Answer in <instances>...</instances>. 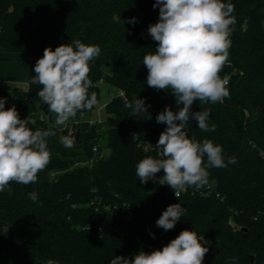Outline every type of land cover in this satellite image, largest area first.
<instances>
[{
  "label": "trees",
  "instance_id": "16d2710c",
  "mask_svg": "<svg viewBox=\"0 0 264 264\" xmlns=\"http://www.w3.org/2000/svg\"><path fill=\"white\" fill-rule=\"evenodd\" d=\"M225 2L234 5L236 18L230 63L220 73L229 78L230 97L192 105L193 112L210 110L208 124L215 131L203 132L191 117L185 131L189 138L222 146L225 159L235 157L236 163L208 169V184L201 189L211 184V194L190 189L177 198L171 187L158 183L163 170L147 183L136 176L141 159L159 158L143 144H157L166 129L157 123V114L166 106L177 110L171 92L147 85L143 57L157 47L148 33L159 20L155 0H0V50L42 57L46 47L55 50L75 40L98 45L101 52L90 67L94 86L89 92L99 99L104 82L121 92L105 105L102 124H74L80 143L75 140L72 148L61 142L63 128L54 129L56 135L48 138L51 161L36 183L12 182L0 192L4 220L31 223L37 234L35 241L23 231L13 241L4 236L0 264H110L115 256L132 258L140 251L162 249L185 229L204 236L209 251L203 264H264V0ZM132 18L134 23L129 22ZM34 75L32 65L25 98L14 101L7 91L0 98L6 109L16 107L21 119H35L36 125H29L33 130L47 129L54 120L37 96L40 86L30 84ZM134 97L150 105L151 119L124 107ZM104 138L102 158L75 166L81 155L93 157V148ZM51 171L57 172L53 178L48 176ZM32 191L38 193L35 202L28 197ZM175 203L186 211L166 232L156 221Z\"/></svg>",
  "mask_w": 264,
  "mask_h": 264
},
{
  "label": "clouds",
  "instance_id": "9594fccd",
  "mask_svg": "<svg viewBox=\"0 0 264 264\" xmlns=\"http://www.w3.org/2000/svg\"><path fill=\"white\" fill-rule=\"evenodd\" d=\"M157 7L159 20L148 28L157 47L143 57V65L147 68V85L171 92L177 110L166 106L157 114V123L166 124L154 148L159 158L141 159L136 164V176L147 183L155 181L163 170L158 183L171 187L179 198L188 188L199 190L207 185L209 168L236 163L235 157L225 159L222 146L210 139L200 142L194 136L189 138L185 131L190 117L203 132L215 131V125L208 124L210 110L193 112L192 105L197 101L201 106L222 103L230 97L229 78L220 73L230 63L235 7L225 0H155L153 8ZM129 22L134 23L135 18ZM100 52L98 45L80 40L55 50L44 49L30 84L40 86L37 96L48 105L49 113L55 114L54 124L47 129L33 130L29 125H36L35 119H21L16 107L6 109L5 99L0 98V192L12 182L36 183L38 173L51 161L48 138L56 135L54 129L66 127L77 113L90 111L97 104L96 93L89 92L94 86L89 73ZM124 107L131 109L132 115L143 113L151 119L150 105L144 99H126ZM61 142L66 148L75 144L68 135ZM28 197L35 202L38 193L32 191ZM185 211L181 203L169 205L156 221L157 227L172 230ZM150 235L154 238V233ZM203 241V235L185 229L162 249L140 251L132 258L115 256L110 264H203L209 251ZM47 264L58 262L48 260Z\"/></svg>",
  "mask_w": 264,
  "mask_h": 264
},
{
  "label": "crops",
  "instance_id": "0c3cea01",
  "mask_svg": "<svg viewBox=\"0 0 264 264\" xmlns=\"http://www.w3.org/2000/svg\"><path fill=\"white\" fill-rule=\"evenodd\" d=\"M39 58L41 56L31 58L24 53L0 50V96L2 91H7L12 96L25 97L28 90L30 68L32 65L35 66ZM3 217L4 212L0 210V240L7 236L9 240L13 241L22 231L30 240L35 241L37 239L36 231L31 223L16 222L10 224ZM41 264L47 263L43 262Z\"/></svg>",
  "mask_w": 264,
  "mask_h": 264
},
{
  "label": "built area",
  "instance_id": "2783aa9c",
  "mask_svg": "<svg viewBox=\"0 0 264 264\" xmlns=\"http://www.w3.org/2000/svg\"><path fill=\"white\" fill-rule=\"evenodd\" d=\"M28 95V90L26 92V95L25 97ZM23 97V98H25ZM23 98H20L19 96H13V100L14 101H18V100H21ZM45 118V115L44 114H41L40 116V119L41 120H44ZM87 122L90 124V125H94V124H102L103 123V119H93V118H87L86 119ZM84 121V119H77V118H74V120H71L70 122H68V124L66 125V127L63 128V130L66 131V135L72 137L74 140H76L75 136H76V130L74 128V124H79L80 122ZM143 143V142H141ZM145 145V147L147 149H150V150H155V146L156 144L151 142V141H145L143 143ZM103 146L102 143L96 145L94 148H93V151L95 152L94 156L93 157H87L86 155H81L77 160H76V163H75V166H83V165H92L95 161V159H99V158H102L104 155H105V152L104 151H100V147ZM157 151V150H156ZM57 172L55 171H51L49 173V177L50 178H53L55 175H56ZM192 190V193H202V194H206V195H209L213 192V186L210 184L208 185L205 189H199V190H195L193 188H188V190ZM186 192V191H185ZM183 193V192H182ZM181 193V194H182ZM180 194V195H181Z\"/></svg>",
  "mask_w": 264,
  "mask_h": 264
},
{
  "label": "rangeland",
  "instance_id": "374dc122",
  "mask_svg": "<svg viewBox=\"0 0 264 264\" xmlns=\"http://www.w3.org/2000/svg\"><path fill=\"white\" fill-rule=\"evenodd\" d=\"M263 25H264V22H263ZM104 69L109 70V65H105ZM119 92L120 91L117 90V88L111 85L110 83H107V82L102 83L100 86V93H99V99H97V104L90 111H87L86 113H77V116L75 118L84 119V120H86L87 118L102 120L105 115V105L111 100L113 96H115ZM52 117L55 118V114H52ZM105 140H106L105 138L102 140L103 146L106 144ZM104 152L106 153V149L104 150Z\"/></svg>",
  "mask_w": 264,
  "mask_h": 264
},
{
  "label": "water",
  "instance_id": "95a60500",
  "mask_svg": "<svg viewBox=\"0 0 264 264\" xmlns=\"http://www.w3.org/2000/svg\"><path fill=\"white\" fill-rule=\"evenodd\" d=\"M44 111H45L46 114H49V111H48L47 105L44 106ZM86 112H87V111L80 112V113H86ZM137 115H138V116H142L143 114H142V113H138ZM162 124H164V123H162ZM164 125H165V124H164ZM65 133H66V131L63 130V134H65ZM75 138H76L77 143H80V130H77ZM250 258H251L252 261L254 260V256H253V254L250 255Z\"/></svg>",
  "mask_w": 264,
  "mask_h": 264
}]
</instances>
